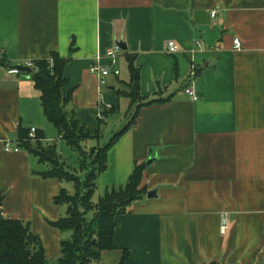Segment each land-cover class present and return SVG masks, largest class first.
<instances>
[{"label": "crops", "instance_id": "crops-1", "mask_svg": "<svg viewBox=\"0 0 264 264\" xmlns=\"http://www.w3.org/2000/svg\"><path fill=\"white\" fill-rule=\"evenodd\" d=\"M53 55L65 60L61 93L72 91L65 110L88 133L86 152L108 145L140 103L129 96L128 57L140 105L163 100L141 106L106 153L93 203L139 165L140 187L160 189L113 217L115 249L96 264H119L124 252L125 264H264V0H0L1 216L28 225L52 264L71 237L51 226L66 216L54 199L70 183L40 177L46 164L4 146L34 129L78 171V154L68 147L74 165L63 158L44 117L34 73H8L25 60L52 66ZM97 62L104 86L89 71Z\"/></svg>", "mask_w": 264, "mask_h": 264}, {"label": "trees", "instance_id": "trees-1", "mask_svg": "<svg viewBox=\"0 0 264 264\" xmlns=\"http://www.w3.org/2000/svg\"><path fill=\"white\" fill-rule=\"evenodd\" d=\"M53 64L38 62L39 71L32 75L35 87L41 93L44 117L50 122L67 147L79 156L78 171L68 169L66 162L59 157L54 144H41L42 135L30 138L28 132L20 130L17 149L24 150L37 157L40 163L47 165L45 172L40 173L44 179H57L59 182H69L74 193L60 190L54 202L67 208L66 216L54 222L51 226L63 233H70L68 240L60 244L61 256L53 264H96L102 251H112L115 223L113 217L124 214L129 205L147 195L146 188L140 187L144 165L136 166L124 187H111L96 203L92 202L95 183L99 174L107 167L106 153L126 128L133 125L138 109L151 103L162 102L158 99L141 104L143 98L138 94L139 71L134 67L131 57H128L130 72L129 96L133 103L140 102L132 114V120L123 131L112 137L108 145L94 148L88 152L82 148V143L89 137L83 127L70 117L65 106L70 102L71 92L61 93L65 80L62 69L64 59L52 56ZM82 176H78L79 174ZM1 204V201H0ZM127 253L124 252L119 264H125ZM0 264H52L46 260L39 237L32 235L29 226L13 219H4L0 210Z\"/></svg>", "mask_w": 264, "mask_h": 264}, {"label": "built area", "instance_id": "built-area-1", "mask_svg": "<svg viewBox=\"0 0 264 264\" xmlns=\"http://www.w3.org/2000/svg\"><path fill=\"white\" fill-rule=\"evenodd\" d=\"M215 13H213L212 15L214 16ZM240 48V42L239 40H235L234 41V49L235 50H239ZM119 51V49L116 47L114 48L113 50L109 51L107 53V58H109L110 60V64H114L115 62V56H116V53ZM167 52L169 54H174L177 52V46L176 44L173 42V41H170L167 43ZM97 58V61L100 60L99 57H96ZM21 66L23 67H26L28 68L31 73H37L39 71V67L36 63V61L34 60H25L24 64H22ZM20 70L17 69V68H12V69H9L8 70V73L10 74H18ZM90 73H93L95 74L96 76H98V83L101 85V86H104L105 85V80H106V77L109 75V72L107 70H104L101 65L97 62L96 64H92L91 67H90ZM119 73L118 72H115V75H118ZM184 93L186 94V96L191 99L192 102H195L198 100L196 94L194 93L193 89L191 88H186L184 90ZM29 137L30 138H35V130L34 129H31L30 132H29ZM4 149L5 151H13V152H18L19 149L16 148H13V150L10 148V146L8 145V143L5 144L4 146ZM220 230L222 233H224L226 231V225L224 223V220H222L221 222V227H220Z\"/></svg>", "mask_w": 264, "mask_h": 264}, {"label": "rangeland", "instance_id": "rangeland-1", "mask_svg": "<svg viewBox=\"0 0 264 264\" xmlns=\"http://www.w3.org/2000/svg\"><path fill=\"white\" fill-rule=\"evenodd\" d=\"M47 123V122H46ZM49 126H51V128L53 129L52 125L49 124ZM46 134V133H45ZM50 143H52L50 141ZM49 143V144H50ZM56 143V142H55ZM54 143V144H55ZM58 143V142H57ZM56 143V144H57ZM62 144V146L64 147V149H60L61 153H62V156L64 159H66L68 162L72 163V165H74V163L76 162V159H77V155L75 153H72L70 152L71 150L63 143V141L60 142ZM67 149L69 151V153H71V155L73 156L72 158H69V156L67 155ZM59 151V150H58ZM82 176V174H81ZM70 188L68 189V191L73 194L74 193V190H73V185L70 183V184H67Z\"/></svg>", "mask_w": 264, "mask_h": 264}, {"label": "water", "instance_id": "water-1", "mask_svg": "<svg viewBox=\"0 0 264 264\" xmlns=\"http://www.w3.org/2000/svg\"><path fill=\"white\" fill-rule=\"evenodd\" d=\"M118 45V47H121V49H125L124 47H122L121 45H122V43H120V44H117ZM17 69H19L20 71H22V72H25L26 74H30L31 73V71L28 69V68H26V67H23V66H21V65H18V67H16ZM150 163V162H149ZM160 188L159 187H154V189L153 190H151L150 192H148V194H147V198H149V199H152V198H154L155 196H156V192H157V190H159Z\"/></svg>", "mask_w": 264, "mask_h": 264}]
</instances>
